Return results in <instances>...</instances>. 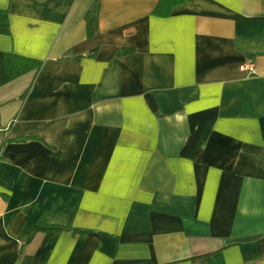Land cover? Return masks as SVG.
Returning <instances> with one entry per match:
<instances>
[{
    "label": "crops",
    "instance_id": "obj_1",
    "mask_svg": "<svg viewBox=\"0 0 264 264\" xmlns=\"http://www.w3.org/2000/svg\"><path fill=\"white\" fill-rule=\"evenodd\" d=\"M157 2L0 0V264H264V0Z\"/></svg>",
    "mask_w": 264,
    "mask_h": 264
},
{
    "label": "trees",
    "instance_id": "obj_2",
    "mask_svg": "<svg viewBox=\"0 0 264 264\" xmlns=\"http://www.w3.org/2000/svg\"><path fill=\"white\" fill-rule=\"evenodd\" d=\"M186 0H158L154 8V14L160 17H169L173 9L184 3ZM99 9L100 4L95 3L91 9L86 13L85 19L87 24V32L89 36H93L99 31ZM9 32V13L6 9H0V33ZM133 49H122V54H127ZM44 61L24 55L0 51V86L24 75L25 73L34 71L37 75L43 66ZM35 78V77H34ZM32 85V84H31ZM30 88V87H29ZM29 88L23 94V99L28 95ZM9 140L3 139L1 149ZM61 229L55 226H41L35 227L28 239L31 241L38 231H51ZM31 258L24 256L21 264H30Z\"/></svg>",
    "mask_w": 264,
    "mask_h": 264
},
{
    "label": "built area",
    "instance_id": "obj_3",
    "mask_svg": "<svg viewBox=\"0 0 264 264\" xmlns=\"http://www.w3.org/2000/svg\"><path fill=\"white\" fill-rule=\"evenodd\" d=\"M240 67L242 70L249 72H254L256 70L255 63L251 59L247 60Z\"/></svg>",
    "mask_w": 264,
    "mask_h": 264
}]
</instances>
